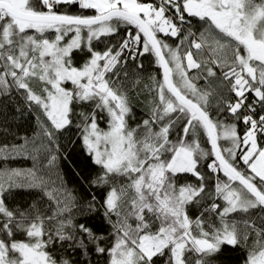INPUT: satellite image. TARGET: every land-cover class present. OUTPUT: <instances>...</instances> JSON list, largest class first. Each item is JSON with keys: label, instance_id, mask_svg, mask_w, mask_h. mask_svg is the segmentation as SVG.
I'll return each instance as SVG.
<instances>
[{"label": "snow or ice", "instance_id": "snow-or-ice-1", "mask_svg": "<svg viewBox=\"0 0 264 264\" xmlns=\"http://www.w3.org/2000/svg\"><path fill=\"white\" fill-rule=\"evenodd\" d=\"M10 106L0 264H264V0H0Z\"/></svg>", "mask_w": 264, "mask_h": 264}, {"label": "trees", "instance_id": "trees-1", "mask_svg": "<svg viewBox=\"0 0 264 264\" xmlns=\"http://www.w3.org/2000/svg\"><path fill=\"white\" fill-rule=\"evenodd\" d=\"M99 48H102L103 45H98ZM140 79L138 83H130L129 84V94L130 99L133 106V111L136 114L137 119H139L141 116L144 115V113L148 110V99H150V96L145 89L146 84H150L151 81L148 79L149 76H157L159 78V69L155 66L154 63L150 62V58H144V71L139 74ZM13 109L11 106L9 107L8 113L6 117L0 116V120H5L8 125H10L12 132H19L20 135H23L25 132L29 136L33 134V126L29 123L25 122L24 120H20L18 123L13 122L11 119ZM134 123V122H133ZM102 127H104V124H101ZM12 136L9 135L7 137L0 135V142L5 141H11ZM4 166H13V167H30L31 161L26 160H16V161H8L4 162ZM67 179L69 181V184L71 185L73 183V177L68 174ZM93 223H99V221H95ZM69 255H72L69 253ZM239 250H236L235 252H231L228 254V261L229 264H236L238 258H239Z\"/></svg>", "mask_w": 264, "mask_h": 264}]
</instances>
